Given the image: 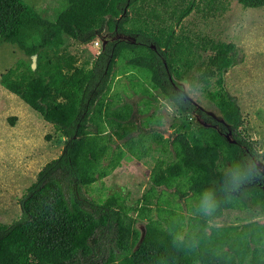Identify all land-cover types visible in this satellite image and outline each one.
<instances>
[{
  "label": "trees",
  "instance_id": "16d2710c",
  "mask_svg": "<svg viewBox=\"0 0 264 264\" xmlns=\"http://www.w3.org/2000/svg\"><path fill=\"white\" fill-rule=\"evenodd\" d=\"M63 1L50 20L23 0H0V44L15 45L24 55L0 73V85L70 138L27 187L21 217L0 224V264H264V224L210 225L190 211L194 193L218 182L225 153L259 155L241 135L243 117L224 84L237 62L235 44L181 25L192 11L219 15L227 0ZM235 1L243 8L264 6V0ZM104 13L135 41L109 42L92 61L79 62L67 50L68 40L88 43L103 33ZM120 76L140 96L139 118L122 102L125 89L115 85ZM185 76L231 127L235 143L225 140L220 123V133L196 121L166 137L158 130L164 121L149 98L158 90L186 111L173 103L171 91ZM14 120L7 118L9 125ZM153 154L147 186L133 204L118 191L97 200L82 193L125 155L145 163ZM255 207L264 209V178L241 187L213 219L228 209ZM188 232L197 235L191 245L173 243V233Z\"/></svg>",
  "mask_w": 264,
  "mask_h": 264
},
{
  "label": "rangeland",
  "instance_id": "374dc122",
  "mask_svg": "<svg viewBox=\"0 0 264 264\" xmlns=\"http://www.w3.org/2000/svg\"><path fill=\"white\" fill-rule=\"evenodd\" d=\"M38 9L40 14L52 20L57 10L64 6L63 0H23ZM226 9L213 17H202L192 11L181 25L214 41L233 42L237 49V62L224 74L226 89L236 98L243 124L240 127L244 139L251 141L258 154H264V6L243 8L235 0H227ZM107 20L105 31H109L108 20L112 16L104 13ZM95 37L88 43L68 40L67 50L78 56L79 62L92 61L97 47ZM210 51L201 53L205 57ZM24 57L23 53L10 43L0 44V73L4 72L16 59ZM78 62V63H79ZM193 70L185 75H190ZM118 89H125L122 102L133 107L137 118L139 95L134 94L126 86L123 76L115 79ZM187 80V76L182 81ZM125 85V86H124ZM5 90V91H3ZM192 99L202 111H213V105L199 92ZM10 91L0 85V224L6 225L21 217L20 199L27 187L35 181L36 174L42 165L55 158L62 150L65 136L55 124L43 120L22 99L15 100L7 95ZM17 96V95H16ZM18 97V96H17ZM151 108H157L162 115L164 124L161 131L168 134L184 132L192 128L195 122L190 112L178 110L158 90H153L149 98ZM16 115L13 125L7 118ZM20 119V123L19 120ZM204 119V118H203ZM155 154L146 158L145 163L126 155L120 160L119 166L108 176L97 180L82 193L87 198L97 200L113 192L125 195L129 204H133L146 188V182ZM264 164V161H261ZM248 221L264 224V209L260 207L245 210H225L216 219H210V225H240ZM141 228V224L137 225ZM105 254V253H104Z\"/></svg>",
  "mask_w": 264,
  "mask_h": 264
},
{
  "label": "clouds",
  "instance_id": "9594fccd",
  "mask_svg": "<svg viewBox=\"0 0 264 264\" xmlns=\"http://www.w3.org/2000/svg\"><path fill=\"white\" fill-rule=\"evenodd\" d=\"M171 91L173 103L195 115V104L192 98L198 93L194 84L184 80L179 86H172ZM261 161H264V154L242 152L239 157H234L225 153L224 162L218 169V182L205 185L194 193L190 207L192 216L202 220L213 219L220 206L230 201L233 194L241 187L249 182L264 178V164H261ZM176 226L178 227V222ZM196 239L195 232L183 235L173 233L172 235L174 244L187 243L191 245Z\"/></svg>",
  "mask_w": 264,
  "mask_h": 264
},
{
  "label": "water",
  "instance_id": "95a60500",
  "mask_svg": "<svg viewBox=\"0 0 264 264\" xmlns=\"http://www.w3.org/2000/svg\"><path fill=\"white\" fill-rule=\"evenodd\" d=\"M115 28H116V25L114 26V29ZM96 37L99 39V42H100V51H102L104 49L105 45L109 42L123 41V42H127V43H133L135 41V37L133 35L118 32V31H113V30L104 31L101 34H98ZM151 48H154V45H151ZM30 59H31L30 67L32 69H34L36 66V55L35 54L30 55ZM163 63H164V60H163ZM168 77H169V75H168ZM181 82H182V80L178 81V84H180ZM194 104H195L194 109L199 108L202 110V107L197 102L194 101ZM205 113L207 115H209L216 123H211L210 121H205L199 113L195 112V115H193L192 113L191 114L194 116L195 121L197 123H199L205 127H211L213 129H215L216 131H218L219 133H220V129H219L218 123L222 124L226 130L223 133L225 140L228 141L229 143H235L236 142L232 137L231 127L223 120V118L221 117V115L218 112H217V114H215L213 111L205 110ZM165 132L166 133H164V135L169 136L168 131H165ZM72 137H74V136H72ZM65 140L69 141L70 138H66Z\"/></svg>",
  "mask_w": 264,
  "mask_h": 264
},
{
  "label": "crops",
  "instance_id": "0c3cea01",
  "mask_svg": "<svg viewBox=\"0 0 264 264\" xmlns=\"http://www.w3.org/2000/svg\"><path fill=\"white\" fill-rule=\"evenodd\" d=\"M3 91H5V90H3ZM7 95H10L11 97L12 96H14L16 99L15 100H19L20 102H22L21 101V99L19 98V97H17L15 94H13V93H11V92H8V93H6ZM22 104H24L23 102H22ZM16 116V115H15ZM19 121V123H20V119L18 120ZM163 126V125H162ZM162 126L160 127V128H158V130L159 131H161V129H162ZM162 133H163V135H164V132L162 131ZM165 136V135H164ZM166 137V136H165ZM126 156V155H125ZM129 156V155H128Z\"/></svg>",
  "mask_w": 264,
  "mask_h": 264
},
{
  "label": "flooded vegetation",
  "instance_id": "af4514ba",
  "mask_svg": "<svg viewBox=\"0 0 264 264\" xmlns=\"http://www.w3.org/2000/svg\"><path fill=\"white\" fill-rule=\"evenodd\" d=\"M109 26V30H113V31H117L116 30V28L114 29V25L113 24H109L108 25ZM160 92V91H159ZM161 93V92H160ZM162 94V93H161ZM163 95V94H162ZM155 109H157V108H155ZM178 110H180V109H178ZM182 111V110H181ZM185 112H188V111H185ZM201 113H204L203 111H201ZM206 116H208V117H210L209 115H206ZM214 121V120H213Z\"/></svg>",
  "mask_w": 264,
  "mask_h": 264
},
{
  "label": "built area",
  "instance_id": "2783aa9c",
  "mask_svg": "<svg viewBox=\"0 0 264 264\" xmlns=\"http://www.w3.org/2000/svg\"><path fill=\"white\" fill-rule=\"evenodd\" d=\"M95 47H97V50H96V54L100 51V42L97 40V41H94L93 42Z\"/></svg>",
  "mask_w": 264,
  "mask_h": 264
}]
</instances>
